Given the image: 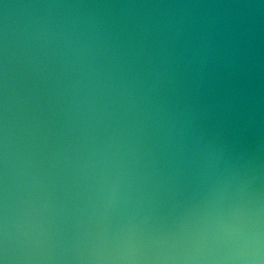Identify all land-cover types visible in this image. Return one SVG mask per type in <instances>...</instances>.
<instances>
[{
    "label": "water",
    "instance_id": "obj_1",
    "mask_svg": "<svg viewBox=\"0 0 264 264\" xmlns=\"http://www.w3.org/2000/svg\"><path fill=\"white\" fill-rule=\"evenodd\" d=\"M0 264H264V0H0Z\"/></svg>",
    "mask_w": 264,
    "mask_h": 264
}]
</instances>
